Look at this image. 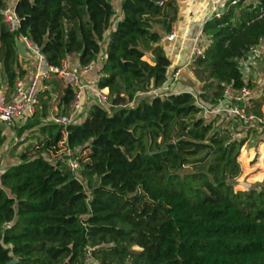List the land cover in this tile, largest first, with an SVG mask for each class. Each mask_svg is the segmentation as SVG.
<instances>
[{"label": "trees", "instance_id": "trees-1", "mask_svg": "<svg viewBox=\"0 0 264 264\" xmlns=\"http://www.w3.org/2000/svg\"><path fill=\"white\" fill-rule=\"evenodd\" d=\"M7 1L0 0L7 91L26 74L16 51V36H24L51 65L71 56L79 66L94 62L109 103L102 115L90 105L82 123L64 130L72 148L91 152V166L79 160L73 173L67 159L40 153L0 171V264H87L89 254L94 264H264V187L232 184L241 147L260 134L231 121L207 123L196 103L213 106L225 85L247 86L261 114L264 85L246 81L240 63L264 40V0H230L206 21L209 44L192 65L200 92L163 97L149 92L170 81L159 42L172 31L174 0H121L114 28L113 0H17L15 34L3 19ZM50 94L39 93L40 109L18 135L38 127L56 142L63 134L42 126ZM71 99L65 88L62 115ZM98 119L103 127L87 131ZM202 154L214 158L205 170L179 174Z\"/></svg>", "mask_w": 264, "mask_h": 264}, {"label": "built area", "instance_id": "built-area-1", "mask_svg": "<svg viewBox=\"0 0 264 264\" xmlns=\"http://www.w3.org/2000/svg\"><path fill=\"white\" fill-rule=\"evenodd\" d=\"M17 0H8L6 8L3 10V19L10 33L15 34L18 28L19 19L14 11ZM208 2L211 0H197ZM250 1V0H248ZM162 5V2L160 3ZM114 9V8H113ZM115 11V10H114ZM218 16V15H217ZM16 46H21L34 58L35 64L33 72L28 82L17 79L12 91H7L0 87V122L9 128L15 127L17 121H27L36 112L38 106V95L44 84L51 79L60 80L65 88L72 90V99L67 105L66 115H55L51 117V122L64 130L71 126L76 119V115L86 105L87 99H91L97 106L108 105V89H100L97 83L89 84L83 80V77L96 71V64L89 63L86 66L73 65L69 59L63 60L60 65L54 66L48 63L40 47L24 36H16ZM175 37L174 33L166 35L164 40L171 41ZM206 37L203 31H200L192 40L191 52L186 65V73L189 78H195L192 65L197 58L203 55L204 40ZM255 53L254 51H252ZM245 69L241 68V65ZM252 63L246 60L240 63L241 72L247 81ZM248 73V74H247ZM98 79L103 77L99 73ZM182 76V70L177 69L173 72L168 84L161 88L153 89L149 93L155 97H163L168 94L169 88L176 82H179ZM252 92L247 86L236 88L233 85H225L222 92V98L213 106H205L196 103L201 109L200 116L205 122H229L239 123L244 127H250L256 130L260 135H264V111L257 115L253 112ZM67 135V133H66ZM82 150L79 147L73 148L74 157L68 159L67 166L73 173L80 170L79 158ZM81 161V160H80ZM90 258V254L87 257Z\"/></svg>", "mask_w": 264, "mask_h": 264}, {"label": "rangeland", "instance_id": "rangeland-1", "mask_svg": "<svg viewBox=\"0 0 264 264\" xmlns=\"http://www.w3.org/2000/svg\"><path fill=\"white\" fill-rule=\"evenodd\" d=\"M230 0H221L220 6L215 9H220L218 13H222L226 3ZM258 48V49H257ZM254 52H251L246 59L247 62L252 63V68H250V75L256 76L255 85L261 87L264 85V40L257 47ZM74 59L73 56L69 57ZM256 63V64H255ZM246 66V65H245ZM245 66L241 65L242 69ZM248 74V73H247ZM249 75V76H250ZM196 81V80H195ZM61 87L60 83H58ZM190 91L194 94L200 92L199 82H195L194 85L189 87ZM63 89L60 88V92L63 95ZM43 92V88L41 90ZM58 96H51L48 105V118L43 120V124L52 123L51 117L55 115H62L60 112L61 102L58 101ZM199 103V99H196ZM201 104V103H200ZM99 107V106H98ZM98 109L99 113L102 115L104 109L108 106L101 105ZM59 108V110H55ZM61 108V109H60ZM37 109H40V104H38ZM264 109V108H263ZM81 110L72 125H76L79 122L82 123L86 117V111ZM223 125L226 124L222 122ZM103 122L98 119L95 123L87 122V131L93 132L94 128L100 129L103 127ZM23 127V126H21ZM21 127L9 128L0 122V171L4 170L12 165H16L21 162V160L29 159L40 153H46L51 159L65 158L71 159L74 157L72 144L75 142L74 139L68 137L63 129V134H59L56 142H44L42 143L39 139V134H42L37 128L24 131L21 135H18L17 131ZM232 127L230 126V129ZM37 129V130H36ZM79 134H76L77 139ZM236 139L244 138V134H233ZM80 139V138H79ZM77 141V140H76ZM42 143V145H41ZM72 143V144H71ZM80 155L81 162H87L89 166L93 164V159L90 157L91 152L89 150H82ZM237 161L241 167V174L238 179L233 184L234 191H244L251 187H264V135H249L245 140V144L241 147ZM214 161L212 155H199L196 159H191L190 164L186 166L182 171L179 172L180 175L196 172L198 170H205L210 163ZM87 264H94L91 258L88 259Z\"/></svg>", "mask_w": 264, "mask_h": 264}, {"label": "crops", "instance_id": "crops-1", "mask_svg": "<svg viewBox=\"0 0 264 264\" xmlns=\"http://www.w3.org/2000/svg\"><path fill=\"white\" fill-rule=\"evenodd\" d=\"M220 2L221 0H211L208 2H200L197 0H174V6L175 8H177V11L175 15V21L171 24V29H172L171 33H174L175 37L171 41L164 40L162 43H160V45L163 47L171 63L170 68H169V74H168L169 80L171 79V76L175 70L177 69L182 70V76H181L180 81L174 83L169 88V91L171 93H181L185 91L191 92L189 87L194 85L196 81H195V78L188 77L186 73V65L188 63L189 55L191 52L192 40L200 31H202L203 25L206 21L211 19V17H213L214 15L220 14L218 13L220 9L219 8L215 9L216 7L220 6L219 5ZM112 3H113V8L115 10V20L112 25V27L114 28L116 22L121 17V13H120L121 0H113ZM166 20L168 19L166 18ZM154 29L157 32L162 33L161 27L159 25H156ZM166 35H169V34H165L163 38L161 39V41L164 39ZM203 42H204V46H207L209 44L208 38L206 37V39ZM16 51H17V59H18L19 66L21 67L23 71L26 72L24 78L21 80H23L24 82H28L33 72V68L35 64L34 58L32 57V55L27 53V51L23 49L21 46L19 47L16 46ZM145 59L146 61L150 62L149 59L147 58ZM69 61L73 65H78L77 58L75 57L74 59L71 58ZM249 75H250V72H249ZM83 80L89 84L95 85L98 82V76H97L96 71L94 73L84 76ZM248 80H250L252 83H255L256 76L250 75L248 77ZM55 82L60 83V85L62 86L60 87L59 84H56ZM0 87L7 90L4 77L1 75V69H0ZM60 88L64 90L65 89L64 84L58 79H51L50 81L44 84L43 92L50 91L51 92L50 96L56 95L59 98L58 101H60V98L62 96V93L60 92ZM93 104L94 103L91 99H87L86 105L83 107L82 110L86 111V109L90 105H93ZM263 108H264V104L261 107L262 111H264ZM55 110H59V108H55ZM24 123L25 121H17L15 124V127H21L24 125ZM78 124H80V122ZM43 125L44 124H42V126ZM39 136H40L39 140L42 143L48 142V141L52 142L51 138H49L47 134H39Z\"/></svg>", "mask_w": 264, "mask_h": 264}, {"label": "water", "instance_id": "water-1", "mask_svg": "<svg viewBox=\"0 0 264 264\" xmlns=\"http://www.w3.org/2000/svg\"><path fill=\"white\" fill-rule=\"evenodd\" d=\"M13 263H15L14 261L12 262V263H10V264H13Z\"/></svg>", "mask_w": 264, "mask_h": 264}]
</instances>
